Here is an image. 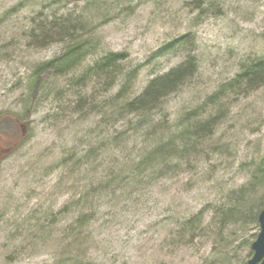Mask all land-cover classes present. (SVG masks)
<instances>
[{
	"label": "rangeland",
	"instance_id": "374dc122",
	"mask_svg": "<svg viewBox=\"0 0 264 264\" xmlns=\"http://www.w3.org/2000/svg\"><path fill=\"white\" fill-rule=\"evenodd\" d=\"M189 55L191 79L128 111ZM263 59L264 0H0V264L246 263L264 85L233 79ZM170 138L172 155L138 166Z\"/></svg>",
	"mask_w": 264,
	"mask_h": 264
},
{
	"label": "trees",
	"instance_id": "16d2710c",
	"mask_svg": "<svg viewBox=\"0 0 264 264\" xmlns=\"http://www.w3.org/2000/svg\"><path fill=\"white\" fill-rule=\"evenodd\" d=\"M60 31L62 32L65 31L62 26L60 27ZM188 39H189L188 35H183L178 38L179 42ZM75 51H77V47L74 49L71 48L68 49L62 54L61 57L49 61L47 64H45L44 67H57V64L59 62L62 65H66L68 63L69 65H71L73 63L72 56H75ZM122 55H123L122 53L110 52L100 60L98 65L100 67L111 68L118 59L122 58ZM195 72H196V60L194 56L189 55L185 58L183 62H181L176 67H173L162 74L152 77L148 81L142 92L137 97L133 98L132 100H129L126 103L125 107L130 112L146 113L151 109H153L163 98L178 90L184 83H186L189 79H191L194 76ZM233 80L234 82L237 83L240 81L245 82L246 83L245 85L252 88H255L256 86L264 85V59L258 60L251 66H247L243 68L242 71L239 72ZM214 123H216V121L214 119H211L209 121H204L200 126H198L200 123L194 124L193 126L189 127L188 130H191V128L193 127H197L196 133L205 132L208 131V129L210 130L215 125ZM5 130H6V125L5 122L3 121V118L1 117L0 133H5ZM176 140L177 138H173V139L170 138L162 142L156 143L146 153L141 154L139 159L140 164H138V166H144V164L152 165L154 164L153 160L157 162L162 161L165 158H167V156L172 155V153H174L175 151L174 146L177 142ZM3 151H5V149H3ZM99 188L100 187L96 186V190H98ZM89 197L90 194L86 189L85 192L81 195V197L77 200V202H80L83 199L87 201ZM261 206L264 207V203L260 204L258 208ZM259 211H255L254 213H251L255 223ZM53 222L54 221H52V223Z\"/></svg>",
	"mask_w": 264,
	"mask_h": 264
},
{
	"label": "water",
	"instance_id": "95a60500",
	"mask_svg": "<svg viewBox=\"0 0 264 264\" xmlns=\"http://www.w3.org/2000/svg\"><path fill=\"white\" fill-rule=\"evenodd\" d=\"M257 222L259 230L250 245L253 254L244 264H264V207L257 214Z\"/></svg>",
	"mask_w": 264,
	"mask_h": 264
}]
</instances>
